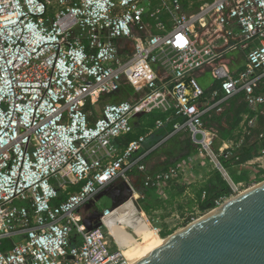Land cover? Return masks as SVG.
<instances>
[{"label":"built area","instance_id":"1","mask_svg":"<svg viewBox=\"0 0 264 264\" xmlns=\"http://www.w3.org/2000/svg\"><path fill=\"white\" fill-rule=\"evenodd\" d=\"M126 87L133 93L111 98ZM237 98L251 113L222 139L212 118ZM154 112L166 117L121 148L117 140ZM260 115L264 0H0V264H130L127 238L112 233L119 207L86 206L118 180L139 195L132 176L163 197L206 164L237 195L246 182L222 158L250 182L264 174ZM179 135L194 151L150 171L146 159Z\"/></svg>","mask_w":264,"mask_h":264},{"label":"rangeland","instance_id":"2","mask_svg":"<svg viewBox=\"0 0 264 264\" xmlns=\"http://www.w3.org/2000/svg\"><path fill=\"white\" fill-rule=\"evenodd\" d=\"M188 1L192 3V7L194 8L201 4V0ZM145 2L147 3V1ZM202 82V85L206 87L211 83V80L209 79L206 83H204L205 81ZM124 90L125 94L119 95L118 93H114L111 98L113 99L115 97H118L119 99H123L126 94L130 95L133 93V90L131 88L126 87L124 88ZM230 107L231 103L225 107V113L230 109ZM225 113H223L221 116V125H225L222 126L228 129L227 127L229 124L228 122L226 123ZM140 123V118H138L135 124L136 126L134 129V133L137 132ZM215 124L221 136V127H219L217 121H215ZM164 137L165 135L163 134L162 130L156 131L147 137L146 145H148L153 139H158L156 141H159ZM193 148L194 146L186 137H177L171 139L162 144L153 153V155L146 159L145 162L147 164V168L150 171L165 168L178 159L182 158L183 156L187 155L190 151H192ZM200 172L202 173L199 176L191 178L192 182L190 183L184 184V182H182V184L172 185L167 193L163 195V197H160L158 200H156L157 208L149 210L147 213H145V215L143 212H140L141 210L137 209L135 201L132 203L129 201L125 204L120 205L121 207H123L121 210V215L127 214L128 218H125L130 220V225L128 227L133 229V233H127L124 229H121L122 233L119 236V238H122V236L124 235L125 238L128 239H126L125 243L122 245L126 255H128L130 258L138 257L144 254L154 243L157 244V242H160L166 238L158 235L156 237L157 239L154 242L153 239H149V236L157 233L154 227L160 231L172 230V234H174L176 233V231H180L182 228L189 226L191 223L196 222L197 220L208 215L211 212L210 210L201 211L199 209L198 193L207 184V180L214 173L213 165L206 164V166L200 168ZM251 177L252 179H254L253 176ZM131 179L136 183V188L139 192L138 201L141 208H146L151 204L150 202H154V200L145 197V195L143 194L144 188L141 182L137 180V177L132 176ZM260 182H264V174H262V172L258 175L256 182L249 181V183H246L245 186L241 188V192L254 187L257 184H260ZM125 183L126 182L124 180H118L110 185L108 187L109 194L103 196L97 202L96 208L99 211H103L105 208H111L113 206V203L118 202L123 197ZM240 193H238L237 195H239ZM227 199L223 200L222 203L228 201ZM14 205H19V202L16 201ZM137 215H142L143 218H136ZM134 219H136V221H134ZM141 219H143V223L139 221ZM148 223L153 228L149 227ZM113 248L115 249V247Z\"/></svg>","mask_w":264,"mask_h":264},{"label":"water","instance_id":"3","mask_svg":"<svg viewBox=\"0 0 264 264\" xmlns=\"http://www.w3.org/2000/svg\"><path fill=\"white\" fill-rule=\"evenodd\" d=\"M108 194L107 188L86 209ZM133 196L131 187L125 183L123 197L112 208H118ZM135 203L141 210L140 203ZM214 210L199 223L169 235L170 240L140 264H264V186L211 216ZM93 217H101V212L97 211ZM86 224L93 228L90 218Z\"/></svg>","mask_w":264,"mask_h":264},{"label":"trees","instance_id":"4","mask_svg":"<svg viewBox=\"0 0 264 264\" xmlns=\"http://www.w3.org/2000/svg\"><path fill=\"white\" fill-rule=\"evenodd\" d=\"M245 113H251V111L244 101H239V98H237L236 100H233L231 102L230 109L225 113L226 123L228 122L229 124L227 127L228 129L223 127L225 125L223 124H222L223 126L221 125L222 115L214 116L212 118V122L215 124V121H217L219 124V127H221L220 129L222 130L221 132L222 139H229L235 136V131L238 129L242 121V115ZM165 117H166L165 114L159 113V112H154L151 114H146V115L141 116L140 117L141 123L139 125L137 132L136 133L132 132L117 140L120 147L123 148L127 146L131 141H133L134 139H137L139 136L145 134L150 128L154 127L157 120L161 118H165ZM258 122H259L260 127L258 129H254L253 130L254 133L255 131L259 132V130L264 128V115H260ZM248 139H250V137H248ZM262 146L264 147V143L262 144ZM260 147L261 145L259 144L252 145L250 147L249 146L245 147L243 151L240 153L239 162H246L252 159L254 155L257 153V151L260 149ZM193 151H194V148L190 152H193ZM222 160L225 166H227L228 168L230 167L231 164H233V159H226L225 157H223ZM231 176L236 183H239V182L249 183L250 181V174L247 171H243L240 174L233 172L231 173ZM143 192H144L143 194L145 195V197L154 200V202H150L151 204L147 206L146 208L142 207V210L147 213L149 210L157 208L156 200H158L159 197L154 189L144 188ZM204 192H206L205 199L202 198ZM232 194H233L232 189L227 183V181L224 179L223 175L219 171L214 170V173L212 174V176H210L209 179L207 180V184L198 193V202H199L198 207L201 211L211 210L216 207L217 200L223 199V198H229ZM113 219H115L116 221L118 220V218L114 217V215H113ZM172 233H173L172 230L160 231V235L162 237H167L171 235ZM152 237L154 238L153 235L149 236L148 238L152 239Z\"/></svg>","mask_w":264,"mask_h":264},{"label":"bare ground","instance_id":"5","mask_svg":"<svg viewBox=\"0 0 264 264\" xmlns=\"http://www.w3.org/2000/svg\"><path fill=\"white\" fill-rule=\"evenodd\" d=\"M264 186V182L260 184H257L255 185L254 187H251L245 191H242L239 195H234L233 197L227 199L228 201H226L225 203H222L219 207H217L212 213H211V216L212 215H217L223 211H225L226 209H228V207H230V205H235L237 204L240 200L244 199L245 197L249 196L253 191H255L256 189L260 188ZM139 195L136 194L135 196H133V199L134 201H136V198L138 197ZM121 214V211L119 209H116L114 211V216H118ZM145 215V214H144ZM113 217V216H112ZM143 216L142 215H137L136 218H140ZM205 217H202L200 218L199 220H197L196 222L194 223H191V225H194L196 223H199L200 221H202ZM107 220V219H106ZM109 220V219H108ZM132 220V219H131ZM110 221V220H109ZM134 221H136V219H134ZM140 222L143 223V219L139 220ZM129 222L130 220L128 219H124V220H121V221H118V225L119 227H117L116 229H112V233L118 238V239H121L119 238L120 234L122 233L121 229H128L129 227ZM187 227V226H186ZM184 229V228H182ZM181 229V230H182ZM178 232V231H176ZM154 238L152 237L153 239V242L157 239L156 237L158 236L157 234L156 235H153ZM170 240V238H165L164 240L160 241V242H157L154 243L144 254L138 256V257H135V258H130L128 255L125 254L124 252V249L123 247H121L122 249V253L124 256H126L128 258V260L130 261V264H140L141 262H143L145 259H147L149 256H151L152 254H154L155 252L159 251L168 241Z\"/></svg>","mask_w":264,"mask_h":264},{"label":"crops","instance_id":"6","mask_svg":"<svg viewBox=\"0 0 264 264\" xmlns=\"http://www.w3.org/2000/svg\"><path fill=\"white\" fill-rule=\"evenodd\" d=\"M162 131H163V134L166 136L168 133H169V131H170V128L169 127H165L164 129H162ZM237 131V130H236ZM235 131V132H236ZM177 137H186L188 140H189V137L187 136V135H179V136H177ZM177 137H175V138H177ZM174 139V138H173ZM154 140L155 139H153V140H151L150 141V143L148 144V147H150V146H153V145H155V144H157V143H159L161 140H159V141H156V140H158V139H156L155 140V142H154ZM190 141V140H189ZM191 143V142H190ZM191 152H189L187 155H189ZM186 157V155L185 156H183L182 158H180V159H178L177 161H175L174 163H172V164H170V165H173V164H175V163H177V162H179L180 160H182V159H184ZM170 165H168V166H170ZM229 169H230V172H236L237 174H240V173H238L237 171H235L234 169H233V167H232V164L230 165V167H229ZM251 178V177H250ZM203 198V197H202ZM131 200L134 202V199H133V197L131 198ZM125 204V203H124ZM122 208L123 207H119L118 209L121 211L122 210ZM137 213V212H136ZM146 213V212H145ZM129 215V214H128ZM115 217V216H114ZM128 218L127 217V214L126 215H120V216H116V218H118V220H117V222L118 221H121V220H124V219H126V218ZM158 234V233H157ZM159 235V234H158Z\"/></svg>","mask_w":264,"mask_h":264},{"label":"flooded vegetation","instance_id":"7","mask_svg":"<svg viewBox=\"0 0 264 264\" xmlns=\"http://www.w3.org/2000/svg\"><path fill=\"white\" fill-rule=\"evenodd\" d=\"M129 201H130L131 203L133 202L131 199L127 200L126 202H129ZM126 202H125V203H126Z\"/></svg>","mask_w":264,"mask_h":264}]
</instances>
